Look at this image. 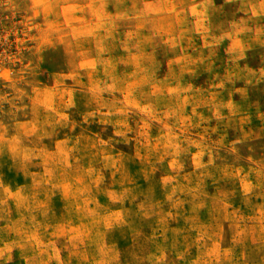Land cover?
<instances>
[{
  "label": "rangeland",
  "instance_id": "obj_1",
  "mask_svg": "<svg viewBox=\"0 0 264 264\" xmlns=\"http://www.w3.org/2000/svg\"><path fill=\"white\" fill-rule=\"evenodd\" d=\"M192 153L255 184L209 228ZM0 264H264V0H0Z\"/></svg>",
  "mask_w": 264,
  "mask_h": 264
},
{
  "label": "clouds",
  "instance_id": "obj_2",
  "mask_svg": "<svg viewBox=\"0 0 264 264\" xmlns=\"http://www.w3.org/2000/svg\"><path fill=\"white\" fill-rule=\"evenodd\" d=\"M63 24L71 32L82 33L78 19L68 15ZM247 172V169H244ZM181 184L176 193L171 196L170 203L180 213H192L200 218L203 228L212 226V221H221L225 216L232 214L238 205V197L242 190L249 193L255 184L248 176L241 177L238 187L227 179L226 169L214 162L205 160L200 154L187 155L180 164Z\"/></svg>",
  "mask_w": 264,
  "mask_h": 264
}]
</instances>
